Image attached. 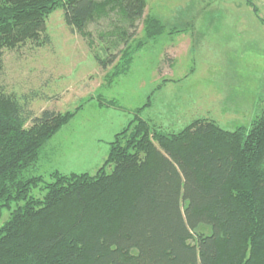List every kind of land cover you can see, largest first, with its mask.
Listing matches in <instances>:
<instances>
[{
    "label": "trees",
    "instance_id": "trees-1",
    "mask_svg": "<svg viewBox=\"0 0 264 264\" xmlns=\"http://www.w3.org/2000/svg\"><path fill=\"white\" fill-rule=\"evenodd\" d=\"M58 8L90 48L88 24L115 16L113 29L99 35L121 47L97 59L111 67L109 83L165 32L146 16L144 39L132 46L146 0H0V72L4 50L50 44L45 25ZM144 108L114 135L94 175L54 172L35 199L39 153L76 111L30 118L0 92V217L10 210L0 264H264V112L249 129L198 119L168 133L139 116Z\"/></svg>",
    "mask_w": 264,
    "mask_h": 264
},
{
    "label": "rangeland",
    "instance_id": "rangeland-1",
    "mask_svg": "<svg viewBox=\"0 0 264 264\" xmlns=\"http://www.w3.org/2000/svg\"><path fill=\"white\" fill-rule=\"evenodd\" d=\"M250 2L146 0L132 46L144 39L146 16L158 19L165 32L134 52L127 73L110 83L105 76L111 67L102 68L97 59L121 48L99 37L113 29L114 15L88 24L91 48L70 32L58 8L45 25L49 45L4 50L0 92L15 98L25 115L76 111L41 149L34 174L43 181L30 195L42 199V186L54 181V172L94 175L114 135L143 107L139 116L168 133L198 119L226 131L249 129L264 112V0ZM9 211H2L0 227Z\"/></svg>",
    "mask_w": 264,
    "mask_h": 264
}]
</instances>
